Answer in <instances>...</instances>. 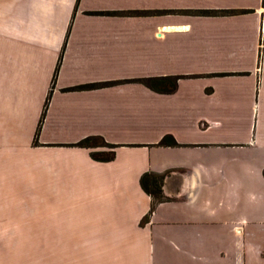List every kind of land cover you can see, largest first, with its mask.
I'll use <instances>...</instances> for the list:
<instances>
[{
	"label": "crops",
	"instance_id": "obj_1",
	"mask_svg": "<svg viewBox=\"0 0 264 264\" xmlns=\"http://www.w3.org/2000/svg\"><path fill=\"white\" fill-rule=\"evenodd\" d=\"M160 77L179 79L141 83ZM88 137L114 158L72 146ZM260 172L261 0H0L1 235H36L49 264H248ZM143 174L166 175L163 202Z\"/></svg>",
	"mask_w": 264,
	"mask_h": 264
},
{
	"label": "rangeland",
	"instance_id": "obj_2",
	"mask_svg": "<svg viewBox=\"0 0 264 264\" xmlns=\"http://www.w3.org/2000/svg\"><path fill=\"white\" fill-rule=\"evenodd\" d=\"M184 13L186 14L187 12ZM58 64L59 59L56 66H58ZM53 81L54 75L52 76L50 82L53 83ZM48 95L49 91L46 95V98H48ZM46 98L41 108V113L36 124L35 132L37 130L38 123L41 121L40 125L42 124L46 113L48 103V100L46 102ZM42 113L43 117L41 118ZM35 132L32 142L34 145H37V136H35ZM99 149H102L103 152L108 151V148L105 147H101ZM260 173L262 176H264V172ZM242 195L244 198V203L246 198L248 199L249 203L247 202L248 204L245 203V205L247 204V206H249L248 213L255 219V222L251 221V225L247 228L249 230V234L246 237L248 244L246 259L248 264H264V183H260L259 186H255L252 181H249L247 184H245ZM25 209L27 211L31 210L30 206L28 208L27 205L25 206ZM36 237V235L32 234H0V264H49V251L46 248L48 244L39 245L38 241H36ZM40 237L42 238L43 236ZM226 238L227 241L225 244L227 246H229V243H234L237 245L241 242V236L233 238L227 236ZM218 243L221 242L217 241L216 254H218L220 250ZM39 246H44L45 248L40 249Z\"/></svg>",
	"mask_w": 264,
	"mask_h": 264
},
{
	"label": "trees",
	"instance_id": "obj_3",
	"mask_svg": "<svg viewBox=\"0 0 264 264\" xmlns=\"http://www.w3.org/2000/svg\"><path fill=\"white\" fill-rule=\"evenodd\" d=\"M262 7L264 8V0H261ZM204 15H216V14H228V13H234V11H222V12H200ZM93 15H105V16H113V15H120L122 13H116V12H99V13H92ZM126 15L131 16H140V15H151V14H157V12H128L125 13ZM179 77H160V78H151V79H145L142 80L141 83L151 89L153 91L159 92V93H165L170 92L175 88L176 80H178ZM163 83H168L170 89L165 90L161 89L159 86ZM48 98H46L47 102ZM46 104V103H45ZM45 107V106H44ZM43 117V113L41 118ZM41 121L38 123L37 130L35 132V136H37V133L39 131V125ZM161 147H175L177 146L176 142L172 139L170 136H164L161 138V140L157 144ZM74 147L79 148H85V149H97L101 147L108 148L107 152L103 151H91L90 152V158L97 162H109L114 158V152L113 149L116 147L114 145L106 144L102 138L100 137H88L85 138L76 144L72 145ZM166 175H154V174H143L139 179V185L142 191L150 196L153 199V205L157 203H161L164 201V198L162 196V185L164 183ZM153 209V206L151 207L149 213L142 219L141 224H144L148 221V217L151 214Z\"/></svg>",
	"mask_w": 264,
	"mask_h": 264
}]
</instances>
